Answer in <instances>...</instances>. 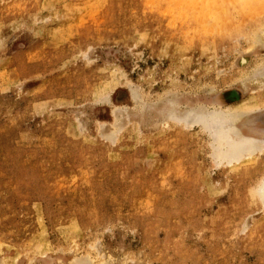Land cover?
<instances>
[{"label":"rangeland","instance_id":"374dc122","mask_svg":"<svg viewBox=\"0 0 264 264\" xmlns=\"http://www.w3.org/2000/svg\"><path fill=\"white\" fill-rule=\"evenodd\" d=\"M263 186L264 0H0V264H264Z\"/></svg>","mask_w":264,"mask_h":264},{"label":"bare ground","instance_id":"6f19581e","mask_svg":"<svg viewBox=\"0 0 264 264\" xmlns=\"http://www.w3.org/2000/svg\"><path fill=\"white\" fill-rule=\"evenodd\" d=\"M244 151H245V150H244ZM261 190H262L261 192L264 194V186L262 187V189H261ZM263 197H264V196H263Z\"/></svg>","mask_w":264,"mask_h":264}]
</instances>
